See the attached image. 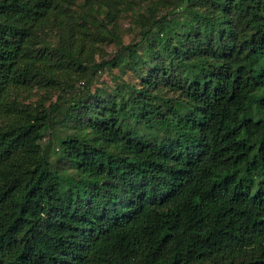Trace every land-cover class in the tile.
Listing matches in <instances>:
<instances>
[{"label": "trees", "instance_id": "obj_1", "mask_svg": "<svg viewBox=\"0 0 264 264\" xmlns=\"http://www.w3.org/2000/svg\"><path fill=\"white\" fill-rule=\"evenodd\" d=\"M0 264H264V0H0Z\"/></svg>", "mask_w": 264, "mask_h": 264}, {"label": "rangeland", "instance_id": "obj_2", "mask_svg": "<svg viewBox=\"0 0 264 264\" xmlns=\"http://www.w3.org/2000/svg\"><path fill=\"white\" fill-rule=\"evenodd\" d=\"M74 9H78L77 6H73ZM121 12L119 13V15ZM118 15V16H119ZM117 26L115 27V30L117 31L119 38L123 45H126L130 43L137 33V26H134L131 14H121V16L117 19ZM54 37L52 38L53 41L58 39L56 35L51 33ZM118 52V45H116L112 40H110L108 37L103 38L102 36H99L96 40V52L94 53V59L96 62H103L108 61L110 59H113ZM116 68H110V69H101L95 77L91 79L90 89L93 91L96 88H114L117 83H121L122 81L130 82L132 83L134 81V77L131 73H126L122 77L119 75ZM83 88L79 86V84H76L74 89L71 91L68 89V87L60 82L58 84V88L55 89L52 93H50L48 96H46L45 100V106L49 105V103H57L61 105V108L59 110L58 116L53 115V122H55L54 128L47 131L44 143H47L51 141L49 154L52 162H55L57 159V150L56 152L51 151V148L55 146V134L63 133V131L58 130V126L56 125V122L59 118H62L65 111H66V103L63 102L64 99L71 97L73 93L76 91H80ZM44 92L42 91H34L32 95L30 96V99H27L25 101H31L34 102L38 98L43 97ZM62 130V129H61Z\"/></svg>", "mask_w": 264, "mask_h": 264}]
</instances>
